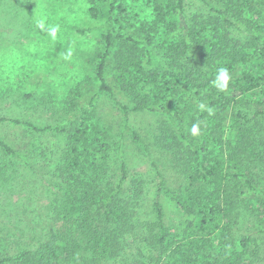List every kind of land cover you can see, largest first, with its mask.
<instances>
[{"label":"trees","instance_id":"trees-1","mask_svg":"<svg viewBox=\"0 0 264 264\" xmlns=\"http://www.w3.org/2000/svg\"><path fill=\"white\" fill-rule=\"evenodd\" d=\"M128 2L111 0L105 16L103 25L106 32L103 38L107 51L96 67L101 87L113 93L105 74L110 48L119 42L111 58L115 62L117 78L124 90L133 96L136 109L157 112L171 108L170 116L173 118L182 116L185 121L189 115L191 126L199 123L200 138L189 145L182 141L188 135L183 132L179 136L169 128L156 135L155 140L160 147L172 151L173 163L177 162L183 167L190 189L204 181L211 184L212 189L204 197L200 190L197 192L193 189L197 200L192 205L188 201L192 199H186L185 194H175L169 190L167 193L186 211L198 214L200 228H204L209 221L225 220L217 238L225 247L236 249V253L231 254L234 258L228 256L231 259L228 264H252V259L246 256L251 239L246 234L234 236L241 223L250 216L246 212L249 207L238 193L239 183L234 181L251 163L264 162V0H149L153 24L140 28L137 35L143 38L146 47L155 36H160V46L164 49L158 54L162 59L157 60L164 64L153 65L149 72L142 64L144 51L138 46L140 39L134 32L130 34L134 23L128 11ZM29 9L30 4L24 3V0H0V20L12 24L11 20L19 18L18 11H21L26 13L23 24L28 27V20L33 17V11ZM90 10L97 16L96 8ZM8 16H11L10 19ZM81 30L88 31V28ZM11 35H14V31ZM12 52L31 60L39 56L38 51L35 52L24 42L11 41L6 36L0 43V54ZM239 62H253V68L244 82L234 77V67ZM221 67L227 68L231 77L226 91H219L212 83ZM0 69V81L8 82L10 70L4 65ZM17 76L18 81H11L9 86L4 87L0 83V95L11 99L13 110L19 112L24 103L33 108L42 103L46 106L45 101L49 103L47 94L37 93L46 76L41 74L34 84L35 88L28 92L24 91L23 80L24 83L28 80L25 73ZM137 80L153 84L155 93L151 96L140 92L136 86ZM201 103L205 105L204 111L199 108ZM117 105L128 116V105L119 101ZM209 107L213 109L212 115L208 114ZM65 108V116L61 114L54 118L56 124L48 123L43 127H37L19 113L13 117L0 116V122L25 127L30 131L28 135L33 137L30 143L22 147L18 137L13 142L0 133V188L5 191L18 179L20 164L28 165L29 159L35 161L43 154L40 152L36 155V149L41 146L37 143L42 137L37 136L36 132L49 129L66 135L58 163L46 173L50 176V190L53 186L57 188L52 190V194L47 191V210H50L46 213L47 225L20 244L11 240L9 249L13 244L17 245L14 252L10 253L8 248L0 249V264H75L84 257H78L81 251L91 253L89 261L118 260L121 257L120 264H161L172 243L165 245L170 232L160 203H156V221L140 217L132 199L134 197L123 186L127 176L125 162H122L121 180L114 184L108 151L113 140L110 127L103 126L104 130L97 132L99 136L95 132V140L90 141V147L95 145L97 139L99 148H96L99 150L96 152L93 149L82 161V150L87 148L91 133L86 122L87 113L82 114L81 108L75 109V113L67 119L70 112ZM176 127L182 131L179 123ZM44 155L47 156L46 153ZM231 164L233 168L241 170L233 175L228 171ZM93 167V172H90ZM30 171L34 174L39 172L37 176L40 180L45 178L43 172ZM162 179L164 185L165 178ZM23 182H28L31 189H40L42 185L38 177L28 181L25 177ZM190 189L189 193H192ZM133 196L138 197L139 192ZM28 202L31 201L27 197L25 200L19 199L15 205L24 208L19 209L23 213L16 211L17 215H13V206L5 207V211L11 214L9 219L12 222L14 217L18 218L9 230L12 235L16 232L14 228L24 232L19 224L26 222L22 221L21 216L29 212ZM41 210H36L38 218L42 217ZM156 230L160 231V236L156 235ZM3 239L0 236V243ZM151 241L154 243L147 251L149 253L144 252L143 243L147 245ZM205 242L206 238L203 244ZM187 263L189 261H174L171 264Z\"/></svg>","mask_w":264,"mask_h":264},{"label":"rangeland","instance_id":"rangeland-1","mask_svg":"<svg viewBox=\"0 0 264 264\" xmlns=\"http://www.w3.org/2000/svg\"><path fill=\"white\" fill-rule=\"evenodd\" d=\"M24 3L30 4L29 10L33 11L32 20H28L29 26H24L26 13L21 11H18L19 18H15L14 21L11 20L15 26L9 24L7 20H0V43L7 36L10 37L11 41L16 39L24 42L35 52L38 51L39 56L37 59L31 60L20 54H13V52L7 55L0 54V67L4 65L10 70L8 82L1 80L0 83L2 86H9L11 81H18V74L25 73L28 80L25 83L23 80L24 91L28 92L35 88L34 84L36 85V80L42 74L46 76V79L37 89V93L40 95L41 93L47 94L46 99L49 100V103L45 101L46 106L42 103L37 108L24 103L17 112L11 107V99L0 95V116L13 117L19 113L20 116L33 122L37 127H43L48 123L56 124L54 118L61 114L65 116L64 106L70 112L66 117L67 119L70 114L75 113V109L81 108L82 114L86 111V122L91 133L87 148L82 150V161L87 158L85 155L93 149L96 152L99 150L96 148H99L97 139L93 145L94 148L90 147V141L95 140V132L96 136H99L97 132L103 131V126L110 127L113 140H111V147L108 151L110 165L112 164L111 169H113L114 184L117 185L121 180L122 162H125L127 164V176L123 186L134 197L132 199H134L136 209L140 212V217L156 221L157 202L164 210V221L170 232L165 245L172 243V246H169L170 251L164 255L161 264H171L174 261H189L187 264H228L231 261L228 256L236 253V249L225 247V244L217 238L226 221L216 219L209 221L204 228H200V219L197 220L199 217L196 216L198 214H191L190 210L186 211L167 193L169 190L175 194H185L186 199H192L188 200L192 205L193 201L196 202L197 200L196 195L192 192L193 189L197 192L200 190L202 197L212 189L211 184L205 181L190 189L185 179L183 167L177 162L173 163L172 151L160 147L155 140L156 135L169 128L179 136L183 132L188 135L187 139H182L186 145L198 141L199 134L191 135L190 116L187 115L183 121L182 116L180 118L170 116L171 108L157 112L138 111L136 109L133 96L124 90L115 73V62L112 61L111 57L119 47L117 41L116 46L110 48L105 74L106 82L112 88L113 93L110 94L107 90L102 89L96 76L97 64L107 51L103 38L106 29L103 24L111 0H24ZM91 8H96L97 16L91 12ZM128 11L134 23L130 34L134 32L140 39V36L137 35L140 28H148L153 24L151 3L149 0H129ZM38 13L47 17L43 30L38 28L35 23ZM10 17L7 18L10 19ZM51 25L60 26L55 41L52 40L46 30ZM82 28H88V31H82ZM13 31L14 35H11ZM159 39L160 36H155L152 39L153 42L147 47L143 38L138 41V46L144 51L142 64L147 72L151 71L153 65L164 64V62L161 64L157 61L162 59L161 55H158L159 52L164 51L160 46L161 39ZM13 43L15 44V42ZM69 49L72 51V56L66 59L65 56ZM252 64L253 62L235 64V79L241 82L247 80L246 76L253 68V66L251 67ZM32 77L34 81H32ZM133 80L135 81L136 78ZM136 82V86L143 94L149 93L152 96L155 93L153 84H146L144 81L138 80ZM116 100L128 105V116L118 107ZM64 122L67 123V120ZM177 123L180 124L182 131L176 127ZM0 133L6 135L13 142L18 137L22 147H25L33 139L32 136L28 135L30 131H27V128L10 122H0ZM36 134L42 136L37 143L41 146L36 149V155L40 152L43 154L39 155L35 161L29 159L28 165H19L18 179L9 186L8 191L0 188V236L4 237L0 243V249H9L11 240H15V244L24 242L26 238L47 225L46 213L50 211L47 210L49 205V193L47 194V191L52 194V190L54 188L57 190V188L53 186L50 190L51 182L48 181L50 176L46 173H49V170L58 163L60 152L66 143V135L57 130L49 129L40 133L36 132ZM45 153L47 156L44 155ZM233 167L234 165L231 164L228 170L233 175L241 170ZM30 170L43 172L45 178L40 180L39 175L37 176L39 172L34 174ZM93 170L94 167L91 168L90 172ZM250 174L251 177H248ZM25 177L27 181L38 177L39 184H42L40 189H31L28 182H23ZM163 177L165 178L164 185H162ZM234 182L239 183L237 185L238 193L242 199L244 198V204L249 207L246 209L249 211L246 212H249L250 215L241 223L234 236L246 234L251 239L250 250L246 256L252 259V264H264V162L255 161L251 163L249 168L243 170V174ZM189 189L192 193H189ZM137 192H139V196H133ZM26 197L28 201H31L28 202L30 204L29 212L24 216L20 215L22 221L26 222L19 224L24 232H19L14 228L16 232L12 235L9 230L14 226L13 222L17 223L18 218L14 217L12 222L9 219L11 214L5 211V207L8 209V206H13L15 208L13 215L16 211L23 213L20 210L24 207L17 208L15 204L19 199L25 200ZM38 209H42L41 218L36 216ZM202 214L204 213L202 212ZM159 232L156 230L157 236H160ZM184 235L185 238H183ZM205 238L207 242L203 244ZM153 243L154 241L148 242L147 245L143 243L145 245L144 252H147ZM183 243L186 245L184 246ZM15 246L17 245L13 244L9 249L10 253L15 251ZM256 251L257 253L254 254ZM81 256H84L83 259L75 264H120L121 261V257L118 260L112 258L89 261L88 259L92 256L91 253L86 254L83 251L79 252L78 257Z\"/></svg>","mask_w":264,"mask_h":264},{"label":"clouds","instance_id":"clouds-1","mask_svg":"<svg viewBox=\"0 0 264 264\" xmlns=\"http://www.w3.org/2000/svg\"><path fill=\"white\" fill-rule=\"evenodd\" d=\"M47 17L43 16L41 14H37L36 18H35V23L37 25L38 28L40 29H45V22H46ZM47 33L48 35L52 38L53 41H55L57 39V35L58 32L60 30V26L59 25H51L49 26L47 29ZM72 56V51L71 49H69V51L67 52L65 58H70ZM230 74H229V70L225 67H221L218 69V72L216 74L215 79L212 81L213 85L219 90V91H226L228 86H229V81H230ZM199 108L201 111L205 110V105L203 103H201L199 105ZM208 114L212 115L213 114V109L212 108H207ZM199 123L193 124L191 126V135L196 136L199 134Z\"/></svg>","mask_w":264,"mask_h":264}]
</instances>
